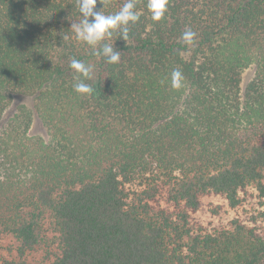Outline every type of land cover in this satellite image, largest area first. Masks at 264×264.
Returning <instances> with one entry per match:
<instances>
[{
    "label": "trees",
    "instance_id": "obj_1",
    "mask_svg": "<svg viewBox=\"0 0 264 264\" xmlns=\"http://www.w3.org/2000/svg\"><path fill=\"white\" fill-rule=\"evenodd\" d=\"M135 4L108 64L75 38L77 0H0V118L30 95L48 134L28 133L23 107L0 127V235L36 264H264V0H168L159 21ZM73 58L93 66L92 94L73 90ZM248 188L250 218L192 222L203 197L235 209Z\"/></svg>",
    "mask_w": 264,
    "mask_h": 264
},
{
    "label": "clouds",
    "instance_id": "obj_2",
    "mask_svg": "<svg viewBox=\"0 0 264 264\" xmlns=\"http://www.w3.org/2000/svg\"><path fill=\"white\" fill-rule=\"evenodd\" d=\"M103 6V0H99ZM168 0H147L146 8L151 13L153 21L161 20L167 11ZM97 0H77V6L82 19L78 23H72L71 29L77 41L87 44L96 57H103L106 63L116 64L120 60V53L111 44L104 43L106 38L118 31L120 37L126 43L128 40V25L135 24L140 19V14L135 10V0H125V3L114 14L105 15L101 9L96 8ZM195 33L191 29L182 33V40L185 44H192ZM99 45V47H98ZM70 68L77 74L74 76L73 90L79 94H92V85L84 80H91L93 66L73 58ZM83 78V79H81ZM171 87L180 89L183 86V74L179 69H173L170 74Z\"/></svg>",
    "mask_w": 264,
    "mask_h": 264
},
{
    "label": "rangeland",
    "instance_id": "obj_3",
    "mask_svg": "<svg viewBox=\"0 0 264 264\" xmlns=\"http://www.w3.org/2000/svg\"><path fill=\"white\" fill-rule=\"evenodd\" d=\"M253 65L245 68L241 74V89L244 91L248 82L254 75ZM25 108L31 113V123L28 133L32 136L48 139V134L33 108V97L30 95L15 94L0 118V127L16 112L19 108ZM244 204L241 207L231 209L226 204L225 199L219 195H208L202 198L201 206L198 211L192 214V222L207 228L223 224L233 217L248 219L259 208V197L253 188H248L244 195ZM18 242L8 233L0 235V264L11 260L23 259L27 264H36L43 259L42 251L28 252L22 257L17 252Z\"/></svg>",
    "mask_w": 264,
    "mask_h": 264
}]
</instances>
